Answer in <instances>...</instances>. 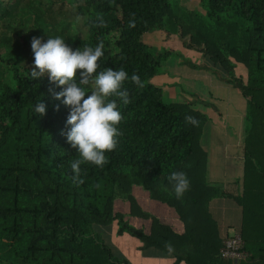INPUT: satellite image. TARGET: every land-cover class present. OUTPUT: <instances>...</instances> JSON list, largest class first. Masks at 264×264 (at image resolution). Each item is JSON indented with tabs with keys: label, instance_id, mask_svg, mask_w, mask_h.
I'll list each match as a JSON object with an SVG mask.
<instances>
[{
	"label": "trees",
	"instance_id": "obj_1",
	"mask_svg": "<svg viewBox=\"0 0 264 264\" xmlns=\"http://www.w3.org/2000/svg\"><path fill=\"white\" fill-rule=\"evenodd\" d=\"M198 1L204 15L171 0H0V264H135L136 254L226 264L220 246L234 234L220 242L209 210L218 189L200 166L205 142L236 120V106L245 127L240 194L230 197L240 218L231 229L249 254L239 264H264V0ZM156 32L184 53L143 41ZM33 36H60L73 50L102 41L97 71L122 67L143 82L123 83L130 102L117 100V146L102 168L82 164L79 184L70 169L76 150L63 135L70 109L54 108L61 88L46 75L29 79ZM161 74L175 81L160 84ZM173 87L179 92L169 95ZM173 171L189 180L180 199L167 180Z\"/></svg>",
	"mask_w": 264,
	"mask_h": 264
},
{
	"label": "clouds",
	"instance_id": "obj_2",
	"mask_svg": "<svg viewBox=\"0 0 264 264\" xmlns=\"http://www.w3.org/2000/svg\"><path fill=\"white\" fill-rule=\"evenodd\" d=\"M96 23L103 26L104 21L97 17ZM128 26L134 27V22L130 20ZM30 48L33 61L28 72L29 79L46 75L50 83L61 88L53 94V99L60 102L54 108L58 110L63 105L70 109L65 121L68 130L63 135L66 143L76 150L70 169L73 183L79 184L82 182L81 165L91 164L102 168L107 163L106 153L117 146L118 137L121 135L118 126L122 120L117 100L123 105L130 102L129 92L122 86L123 83L130 79L134 85L142 88L143 82L135 73L129 77L122 67L97 71V62L104 55L102 41L94 47L73 50L60 36L48 37L44 42L40 37L33 36ZM90 82L93 88L86 91L85 86ZM33 110L43 115L44 103H35ZM184 120L194 127L199 124L191 115H186ZM167 180L177 199L189 189V180L183 171L171 172ZM165 248L168 252L173 251L170 243L166 242Z\"/></svg>",
	"mask_w": 264,
	"mask_h": 264
},
{
	"label": "crops",
	"instance_id": "obj_3",
	"mask_svg": "<svg viewBox=\"0 0 264 264\" xmlns=\"http://www.w3.org/2000/svg\"><path fill=\"white\" fill-rule=\"evenodd\" d=\"M174 79L175 78L169 79L164 74H161L156 81L160 84H171L175 81ZM164 89L168 92V88ZM171 93L172 92H168L169 95ZM236 108L239 111V115H234L237 117L236 120L232 121V124L229 127L221 126L220 130H215V134L217 135L215 142H205V148L208 147L209 150L207 152L205 165L200 166L201 171L206 176L205 181L218 189L214 192V195L210 200L211 206L209 210L216 223V227L218 228L220 242L225 236L235 234L231 228L238 224V218H240L238 217L239 213L237 207L232 200H230V197L234 198L240 194L239 181L241 180V162L238 155L242 145L240 140L242 136L240 134L243 132V127H245L241 111L238 106H236ZM235 123L238 124L236 128H234ZM212 132L214 133V130ZM208 133L210 136L206 139L210 140L213 138V133ZM261 195L262 200L264 201V192H262ZM133 257L135 264H159L161 262L160 259L152 258V256L144 257L141 254H136ZM226 264L235 263L228 261Z\"/></svg>",
	"mask_w": 264,
	"mask_h": 264
},
{
	"label": "rangeland",
	"instance_id": "obj_4",
	"mask_svg": "<svg viewBox=\"0 0 264 264\" xmlns=\"http://www.w3.org/2000/svg\"><path fill=\"white\" fill-rule=\"evenodd\" d=\"M171 4L173 5L174 8H176V10H180V11L184 10L188 13L194 12L198 14L199 16L204 15L205 13V7L202 6L198 0H171ZM80 18H81V15H78V19ZM74 29L80 32L83 30V27L81 24H78L77 26L76 25L74 26ZM143 41H145L148 44H152L156 47H162V48L174 47L178 51L183 50L182 48L177 47L176 43H178L179 41L176 38H173L172 40L163 41L162 37L160 40V35L157 32L154 33L153 37H150V38H148V36L145 35L143 37ZM170 91L172 92V95L176 94V92L177 93L179 92L176 87L171 88Z\"/></svg>",
	"mask_w": 264,
	"mask_h": 264
},
{
	"label": "built area",
	"instance_id": "obj_5",
	"mask_svg": "<svg viewBox=\"0 0 264 264\" xmlns=\"http://www.w3.org/2000/svg\"><path fill=\"white\" fill-rule=\"evenodd\" d=\"M244 242L240 234L226 238L220 246V255L222 259L229 260L232 263L239 264L248 258V252L244 250Z\"/></svg>",
	"mask_w": 264,
	"mask_h": 264
}]
</instances>
